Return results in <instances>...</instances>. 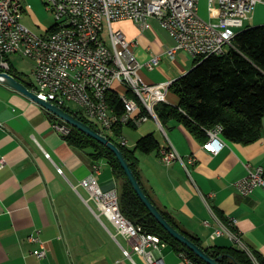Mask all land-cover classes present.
I'll list each match as a JSON object with an SVG mask.
<instances>
[{
  "label": "crops",
  "instance_id": "crops-1",
  "mask_svg": "<svg viewBox=\"0 0 264 264\" xmlns=\"http://www.w3.org/2000/svg\"><path fill=\"white\" fill-rule=\"evenodd\" d=\"M198 13L216 22L219 5L209 7L208 0H199ZM114 23L115 29L135 42L131 47L140 63L152 55L160 56L155 68L142 65L139 69L145 83H172L192 68L194 59L187 51H177L174 58L165 56L175 42L154 18L145 28L129 20ZM262 24L264 0H258L252 15L236 32ZM117 90L124 88L117 86ZM177 101L168 91L166 103ZM77 107L75 111L83 113ZM0 124V158L5 160L0 169V264H149L143 255L131 252V242L117 232L109 218L100 215L80 185L82 179L96 175L102 191H118L114 172L105 160L95 161L85 150L69 145L55 130L46 109L2 84ZM114 132L105 133L113 136ZM148 134L159 142V151H136V156L141 181L154 202L203 246H234L228 236L213 239L211 234L222 222L218 216L236 220L234 231L264 259V191L256 188L242 195L234 186L247 174L246 163L252 168L264 164V119L256 142H232L221 135L224 146L217 153L204 149L203 142L176 120L162 125L158 117H150L120 129L128 148ZM166 147H172L182 160L166 165L160 155ZM36 232L40 242L30 241L28 237ZM162 243L158 249L147 247L161 260L159 264H192L171 245ZM38 248L45 250L44 257L33 253Z\"/></svg>",
  "mask_w": 264,
  "mask_h": 264
},
{
  "label": "built area",
  "instance_id": "built-area-1",
  "mask_svg": "<svg viewBox=\"0 0 264 264\" xmlns=\"http://www.w3.org/2000/svg\"><path fill=\"white\" fill-rule=\"evenodd\" d=\"M47 11L54 17V24L38 34L21 22L24 7L21 0H0V71L10 73L9 56L19 54L33 62L32 90L45 101L59 107L73 102L85 117L97 124L101 133L114 132L118 125H139L150 117H156L154 107L167 102L171 82L145 83L139 69L145 65L155 68L160 56L152 55L146 62L137 60L131 42L125 33L115 29V21L129 20L145 28L154 18L161 28L174 40V46L165 56L174 58L179 50L187 51L193 59L209 55H221L242 28L256 7L258 0H208L219 5L218 20L203 19L198 13L199 0H43ZM106 28L107 37L102 34ZM121 86L124 90H117ZM117 92L123 104L122 112L113 111L108 95ZM128 92L133 94L129 96ZM1 125V124H0ZM61 134L69 131L66 123H55ZM220 126L206 130L208 138L203 148L211 153L224 146ZM104 134V133H103ZM107 136V135H106ZM108 137V136H107ZM117 141L126 146L127 140L119 135ZM161 160L170 164L181 159L172 148H162ZM191 162L193 159H189ZM5 160L0 158V169ZM96 167V166H95ZM99 168V167H98ZM247 174L236 180L234 186L242 195L256 188L264 191V164L252 168L246 163ZM97 169V167H96ZM60 170V169H59ZM80 185L89 194V200L115 225L117 232L131 242V252L143 255L149 264H159L147 247L158 249L162 241L154 234L144 232L126 218L119 207L118 191H102L96 175L82 179ZM99 215V216H100ZM228 226L219 221L211 238L228 236L238 247L244 249L252 260L256 259L243 243L234 227L236 220L227 219ZM39 233L28 239L40 242ZM126 256L130 252L123 250ZM33 253L42 258L45 250Z\"/></svg>",
  "mask_w": 264,
  "mask_h": 264
},
{
  "label": "trees",
  "instance_id": "trees-1",
  "mask_svg": "<svg viewBox=\"0 0 264 264\" xmlns=\"http://www.w3.org/2000/svg\"><path fill=\"white\" fill-rule=\"evenodd\" d=\"M10 74L31 88L32 81L29 75L18 72L12 65ZM169 92L177 97V103H158L154 107L162 125L168 120L181 122L203 143L208 138L206 130L216 126L222 128L221 135L224 139L243 144L256 142L260 138V127L264 119V24L247 27L238 32L232 40V45L221 55L195 58L192 68L170 84ZM128 95L135 97L129 92ZM108 104L115 112L120 113L123 110L117 92L108 95ZM63 108L89 124L94 130L101 132L97 124L88 120L81 111ZM48 115L54 124L63 123L52 113L48 112ZM67 126L69 131L62 136L69 145L85 150L95 161L105 160L112 168L118 182L119 207L126 218L134 225L140 226L144 232L152 233L171 245L192 264H207L174 239L150 214L112 151L78 129ZM122 126L118 125L114 135H108V139L120 148L145 194L154 202L141 181L136 151L144 153L159 151V142L153 134H148L140 137L133 148L121 145L117 137ZM154 204L174 228L202 246L220 264H256L249 254L237 245L203 246L200 239L183 230L167 210L155 202ZM218 217L228 226L225 217ZM230 228L234 230V227ZM251 252L258 264H264L261 255L252 250Z\"/></svg>",
  "mask_w": 264,
  "mask_h": 264
},
{
  "label": "water",
  "instance_id": "water-1",
  "mask_svg": "<svg viewBox=\"0 0 264 264\" xmlns=\"http://www.w3.org/2000/svg\"><path fill=\"white\" fill-rule=\"evenodd\" d=\"M0 84L19 92L27 98L38 103L41 107L52 113L56 118L60 119L72 128H76L85 135L95 139L102 145H105L110 151H112L120 166L125 172V175L131 184L132 188L138 195L142 203L147 207L150 214L157 220V222L179 243L183 244L189 251L193 252L196 256L202 259L207 264H220L216 259L212 258L202 246H199L178 229L174 228L162 215L160 210L154 204V202L145 194L142 186L135 177L132 169L129 167L127 160L125 159L120 148L113 143L108 137L100 131L94 130L89 124L79 120L74 114L66 111L63 107H59L50 101H45L43 98L36 95L30 88L22 82L16 76L0 71Z\"/></svg>",
  "mask_w": 264,
  "mask_h": 264
},
{
  "label": "rangeland",
  "instance_id": "rangeland-1",
  "mask_svg": "<svg viewBox=\"0 0 264 264\" xmlns=\"http://www.w3.org/2000/svg\"><path fill=\"white\" fill-rule=\"evenodd\" d=\"M22 2L24 6V12L21 22L25 24L28 28H30L32 31L38 34H42L43 32H45L46 29H48L54 24V17L51 12L46 10L43 0H22ZM113 27L117 28L115 23H113ZM235 30L237 29L235 28ZM102 34L105 35L106 39V28H104V32H102ZM9 62L14 68H16L18 72L27 74L30 77V74L32 72L31 69L33 67V62L30 59L25 58L19 54H12L9 56ZM140 73L142 75V71H140ZM68 106L72 110L78 109L77 105L73 102H68ZM102 133L105 132L103 131ZM106 134L107 133H105V135ZM80 190L82 191V193L84 192L82 189ZM103 216L102 220L108 225V221Z\"/></svg>",
  "mask_w": 264,
  "mask_h": 264
},
{
  "label": "bare ground",
  "instance_id": "bare-ground-1",
  "mask_svg": "<svg viewBox=\"0 0 264 264\" xmlns=\"http://www.w3.org/2000/svg\"><path fill=\"white\" fill-rule=\"evenodd\" d=\"M104 32V31H103ZM104 34V33H103Z\"/></svg>",
  "mask_w": 264,
  "mask_h": 264
}]
</instances>
